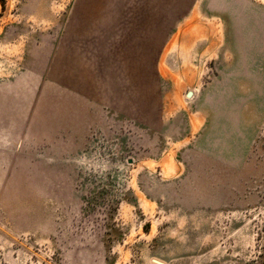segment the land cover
Segmentation results:
<instances>
[{
  "label": "rangeland",
  "instance_id": "1",
  "mask_svg": "<svg viewBox=\"0 0 264 264\" xmlns=\"http://www.w3.org/2000/svg\"><path fill=\"white\" fill-rule=\"evenodd\" d=\"M0 264H264V0H0Z\"/></svg>",
  "mask_w": 264,
  "mask_h": 264
}]
</instances>
